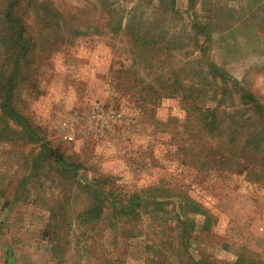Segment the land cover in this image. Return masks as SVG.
Instances as JSON below:
<instances>
[{"label": "rangeland", "instance_id": "374dc122", "mask_svg": "<svg viewBox=\"0 0 264 264\" xmlns=\"http://www.w3.org/2000/svg\"><path fill=\"white\" fill-rule=\"evenodd\" d=\"M260 105L264 0H0V264H264Z\"/></svg>", "mask_w": 264, "mask_h": 264}, {"label": "trees", "instance_id": "16d2710c", "mask_svg": "<svg viewBox=\"0 0 264 264\" xmlns=\"http://www.w3.org/2000/svg\"><path fill=\"white\" fill-rule=\"evenodd\" d=\"M14 4H15V3H13V1H10L9 5H8V10H7V12H6V14H7L6 22L9 24L11 31L13 30V27H14V26H17V24H18V22L14 19V17H13L12 14H11V11H10V9L14 6ZM13 24H14V26H13ZM9 38H11V36H9ZM2 40H3L2 42H6V41H9V40H11V39L8 40V39H5L4 37H2ZM22 42H24V41H22ZM21 44H22V43H21ZM9 77H10V78L12 77V73H10ZM243 101H244V103L247 104V103H250V102L253 101V100H251V101H247V100H244V99H243ZM8 108H10V107H7V109H8ZM259 111L262 113V115H264V107H263L262 105H260V107H259ZM9 113H11V117H15V119H16V121H17L18 123H20V121L18 120V119H19L18 117L24 119V115L17 113V112H16V109H12ZM212 119H214V117H213ZM210 123H211V122H209L208 126H209V129L211 130L213 127H215V125H211ZM228 127H229V126H228ZM230 128H231L232 131L236 132V128H235L234 130H233L232 127H230ZM217 134H218V133H217ZM217 150H218V149H217ZM215 151H216V150H213V153H214Z\"/></svg>", "mask_w": 264, "mask_h": 264}, {"label": "built area", "instance_id": "2783aa9c", "mask_svg": "<svg viewBox=\"0 0 264 264\" xmlns=\"http://www.w3.org/2000/svg\"><path fill=\"white\" fill-rule=\"evenodd\" d=\"M69 138H72V136H69Z\"/></svg>", "mask_w": 264, "mask_h": 264}]
</instances>
